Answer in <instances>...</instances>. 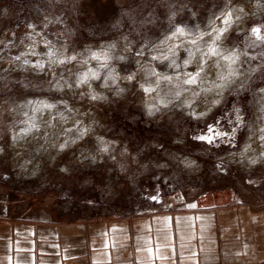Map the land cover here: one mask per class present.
Listing matches in <instances>:
<instances>
[{
    "label": "rangeland",
    "instance_id": "374dc122",
    "mask_svg": "<svg viewBox=\"0 0 264 264\" xmlns=\"http://www.w3.org/2000/svg\"><path fill=\"white\" fill-rule=\"evenodd\" d=\"M222 44L245 79L196 116L202 78L184 61ZM169 88L194 89L191 105ZM258 126L264 0H0V204L16 216L264 206Z\"/></svg>",
    "mask_w": 264,
    "mask_h": 264
},
{
    "label": "crops",
    "instance_id": "0c3cea01",
    "mask_svg": "<svg viewBox=\"0 0 264 264\" xmlns=\"http://www.w3.org/2000/svg\"><path fill=\"white\" fill-rule=\"evenodd\" d=\"M196 202L108 219L23 217L0 204V264H264V206Z\"/></svg>",
    "mask_w": 264,
    "mask_h": 264
},
{
    "label": "bare ground",
    "instance_id": "6f19581e",
    "mask_svg": "<svg viewBox=\"0 0 264 264\" xmlns=\"http://www.w3.org/2000/svg\"><path fill=\"white\" fill-rule=\"evenodd\" d=\"M251 8L252 7L250 5H246V6L241 5L237 8L236 12L239 11V13L246 14V12ZM229 55L230 53L228 52V48L225 44H222L221 46L218 47L214 45L213 46L210 45L206 47H203L202 45H197L193 47L191 49L190 55L188 56L187 60H185L184 62L186 68H188L190 71L193 72L197 71L201 75L198 76L202 78L201 79L202 87L204 89L202 102L201 103L199 102L196 105L193 104L191 105L192 94L194 92V89H189V88H181L177 92L169 88L171 90L165 91L164 93L167 96L166 98L168 99L169 97L170 98L174 97L175 99L180 98V100L178 99L177 102H182L184 106L191 105L190 110L194 115L199 117H204L207 113L211 112V110L217 103L220 102L221 98L223 97L224 90L227 88L226 86L230 85L229 82L235 81L238 85H241L245 79V76L241 74L240 70H238L236 62L233 61V58L230 59L231 56ZM170 67H177V64L175 63L174 60L170 62ZM167 87L168 86H166V89ZM259 131L262 132L261 134H264V127L258 126L257 131L253 133L251 132L252 134L251 133L249 134V138L247 139L250 144V149L247 150L248 151L251 150L255 154L264 155V139H261L262 136L260 138ZM244 149L246 148L244 147ZM255 154L253 157H256ZM231 158L234 159L236 163H241V164L243 163V159L238 153H235L233 156H231ZM13 159H12V163H15Z\"/></svg>",
    "mask_w": 264,
    "mask_h": 264
}]
</instances>
